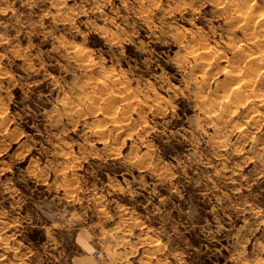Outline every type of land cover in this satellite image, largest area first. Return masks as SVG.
<instances>
[{
  "label": "clouds",
  "instance_id": "1",
  "mask_svg": "<svg viewBox=\"0 0 264 264\" xmlns=\"http://www.w3.org/2000/svg\"><path fill=\"white\" fill-rule=\"evenodd\" d=\"M0 264H264V0H0Z\"/></svg>",
  "mask_w": 264,
  "mask_h": 264
}]
</instances>
